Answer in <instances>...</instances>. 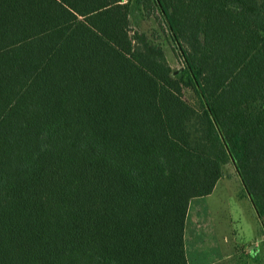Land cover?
Instances as JSON below:
<instances>
[{"label":"trees","instance_id":"16d2710c","mask_svg":"<svg viewBox=\"0 0 264 264\" xmlns=\"http://www.w3.org/2000/svg\"><path fill=\"white\" fill-rule=\"evenodd\" d=\"M227 163L264 231V0H0V264H189Z\"/></svg>","mask_w":264,"mask_h":264},{"label":"rangeland","instance_id":"374dc122","mask_svg":"<svg viewBox=\"0 0 264 264\" xmlns=\"http://www.w3.org/2000/svg\"><path fill=\"white\" fill-rule=\"evenodd\" d=\"M156 16L143 20L135 29L149 31L156 27ZM159 41H165L166 57L172 68L179 69L182 60L172 41L165 39V34ZM184 97L198 106L199 100L191 89H184ZM218 182L214 192L190 201L186 250L191 264H264V231L232 163L224 166ZM223 250L239 252L223 254Z\"/></svg>","mask_w":264,"mask_h":264},{"label":"crops","instance_id":"0c3cea01","mask_svg":"<svg viewBox=\"0 0 264 264\" xmlns=\"http://www.w3.org/2000/svg\"><path fill=\"white\" fill-rule=\"evenodd\" d=\"M219 183V182H218ZM217 185L218 184H216V187H215V189L217 188ZM215 189H214V191H215ZM213 191V192H214ZM189 218H190V215H189V212H188V215H187V220H186V222H188L189 221ZM223 252V254H226V253H229V254H235V253H238L239 251L237 250V251H231V252H227V251H222ZM245 253L247 254V255H249V253L247 252V251H245ZM186 255H187V258H188V262H189V264H191V260H190V258H189V255H188V253H187V250H186Z\"/></svg>","mask_w":264,"mask_h":264}]
</instances>
